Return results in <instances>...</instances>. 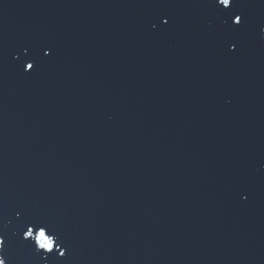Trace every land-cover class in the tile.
<instances>
[{"label": "water", "instance_id": "95a60500", "mask_svg": "<svg viewBox=\"0 0 264 264\" xmlns=\"http://www.w3.org/2000/svg\"><path fill=\"white\" fill-rule=\"evenodd\" d=\"M232 11L0 0L8 264H264V0ZM35 216L63 257L21 243Z\"/></svg>", "mask_w": 264, "mask_h": 264}, {"label": "snow or ice", "instance_id": "6c2138e0", "mask_svg": "<svg viewBox=\"0 0 264 264\" xmlns=\"http://www.w3.org/2000/svg\"><path fill=\"white\" fill-rule=\"evenodd\" d=\"M237 0H211V3L217 6H221L222 14L225 16L223 21L226 31H236L242 29L245 26L246 19H242L243 13H235L232 11L236 6ZM165 24L168 21H164ZM236 43L230 42V50H235ZM51 54L49 51H38L32 53V59L23 65L24 72H30L37 66V62L40 59L46 58ZM17 216H21V213H17ZM24 230L22 232V241L25 246L31 244L35 250H43L44 253H53L63 257L65 252L61 249L58 240L59 235L52 229L50 222L40 216L35 217H23ZM6 244V239L3 233H0V264H8V257L2 254V250Z\"/></svg>", "mask_w": 264, "mask_h": 264}]
</instances>
